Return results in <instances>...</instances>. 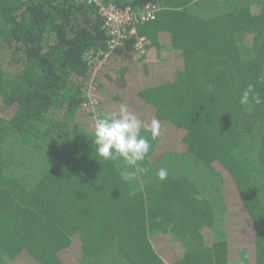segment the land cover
<instances>
[{
	"label": "trees",
	"instance_id": "1",
	"mask_svg": "<svg viewBox=\"0 0 264 264\" xmlns=\"http://www.w3.org/2000/svg\"><path fill=\"white\" fill-rule=\"evenodd\" d=\"M155 1L139 54L83 0H0V264H264V103L239 102L264 98V0ZM90 97L160 123L129 182Z\"/></svg>",
	"mask_w": 264,
	"mask_h": 264
},
{
	"label": "clouds",
	"instance_id": "2",
	"mask_svg": "<svg viewBox=\"0 0 264 264\" xmlns=\"http://www.w3.org/2000/svg\"><path fill=\"white\" fill-rule=\"evenodd\" d=\"M264 83V75L259 77ZM241 105L264 103V98L256 91L254 84H248L243 90L240 100ZM144 132L151 134V139L155 140L160 134V123L153 119L150 125L138 118L129 111L126 104H121L115 112L99 116L94 124V137L92 139L96 156L103 162L122 158L127 166L120 172L121 178L125 182L133 180L137 172H143L139 168V162L145 160L151 150V142L143 135ZM168 170L160 168L157 171L159 180L165 181L168 178ZM134 194V193H132ZM201 197L197 196V199Z\"/></svg>",
	"mask_w": 264,
	"mask_h": 264
},
{
	"label": "built area",
	"instance_id": "3",
	"mask_svg": "<svg viewBox=\"0 0 264 264\" xmlns=\"http://www.w3.org/2000/svg\"><path fill=\"white\" fill-rule=\"evenodd\" d=\"M90 5L95 6L99 16L104 21V27L109 34V51L118 45H121L127 37H135V49L139 54L147 52L149 39L146 35H141L138 32V24L148 22L157 18V13L162 9V5L155 0H148L144 3L141 11H136L132 6L121 7L113 2L106 0H83ZM102 55L107 56L108 53H98L96 55V63L100 62ZM89 57H93L90 54ZM89 88V94L91 93ZM93 95V94H90ZM90 106L95 108L98 100L90 97Z\"/></svg>",
	"mask_w": 264,
	"mask_h": 264
},
{
	"label": "rangeland",
	"instance_id": "4",
	"mask_svg": "<svg viewBox=\"0 0 264 264\" xmlns=\"http://www.w3.org/2000/svg\"><path fill=\"white\" fill-rule=\"evenodd\" d=\"M93 96H98L97 94H93ZM99 98V97H98ZM99 108H101V106L100 105H98L97 104V106L95 107V108H91V112H92V114H91V116H90V120L92 121V122H95L94 121V119L96 120V118L99 116L98 114H99ZM93 119V120H92Z\"/></svg>",
	"mask_w": 264,
	"mask_h": 264
}]
</instances>
